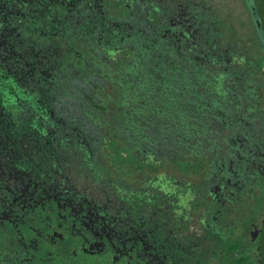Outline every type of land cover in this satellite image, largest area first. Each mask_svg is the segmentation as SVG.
Instances as JSON below:
<instances>
[{
	"label": "flooded vegetation",
	"instance_id": "flooded-vegetation-1",
	"mask_svg": "<svg viewBox=\"0 0 264 264\" xmlns=\"http://www.w3.org/2000/svg\"><path fill=\"white\" fill-rule=\"evenodd\" d=\"M12 1L0 0V264H264V69L249 66L264 39L253 1L243 0L253 31L240 43L223 38L212 0H77L59 11L156 13L155 31L223 81L205 95L199 154L185 138L126 140L120 166L80 116L35 121L38 104L58 111L51 99L62 117L64 97L42 68L50 59L22 44L38 10Z\"/></svg>",
	"mask_w": 264,
	"mask_h": 264
},
{
	"label": "trees",
	"instance_id": "trees-1",
	"mask_svg": "<svg viewBox=\"0 0 264 264\" xmlns=\"http://www.w3.org/2000/svg\"><path fill=\"white\" fill-rule=\"evenodd\" d=\"M26 1H12L17 10H38L32 13V40H27L30 33L24 34L22 44L30 43L35 53L50 59L41 66L64 97L63 119L51 99L58 111L48 117L51 107L38 104L47 112L33 109L37 123L56 127L80 116L78 121L95 134L91 136L107 138L114 148L126 140L136 148L185 138L197 146L192 153H198L206 132L205 95L224 88L223 81L218 75L207 77L205 63L195 59L190 47L176 48L170 33L155 31L162 22L156 13L103 16L82 8V13H59L78 9L79 2L43 0L37 9V0ZM32 106L37 109V103ZM49 127L41 126L44 131ZM211 142L215 147L217 141Z\"/></svg>",
	"mask_w": 264,
	"mask_h": 264
},
{
	"label": "rangeland",
	"instance_id": "rangeland-1",
	"mask_svg": "<svg viewBox=\"0 0 264 264\" xmlns=\"http://www.w3.org/2000/svg\"><path fill=\"white\" fill-rule=\"evenodd\" d=\"M255 5L256 16L261 24V34L264 39V0H252ZM212 5H216L218 9L222 10V13L219 14V20L216 23V26H220L221 30L224 31L223 38L229 42H239L242 38H245V33L252 35L253 21L252 17L247 11V8L243 0H212L210 2ZM218 11V10H217ZM217 15V13H214ZM251 31V32H250ZM243 32V33H242ZM250 46V44H249ZM250 59L249 66L251 71L259 70L262 66L264 69V41L255 46L249 48ZM264 83V82H263ZM113 150L111 153H114L117 158H115V163L122 165L123 159L129 158L128 153H125L123 146L118 145L116 148L111 147ZM126 155V156H123ZM182 167V166H181ZM179 171L181 168L177 167Z\"/></svg>",
	"mask_w": 264,
	"mask_h": 264
},
{
	"label": "water",
	"instance_id": "water-1",
	"mask_svg": "<svg viewBox=\"0 0 264 264\" xmlns=\"http://www.w3.org/2000/svg\"><path fill=\"white\" fill-rule=\"evenodd\" d=\"M255 14V16H256V13H254ZM258 23H259V20H258ZM259 25H260V23H259Z\"/></svg>",
	"mask_w": 264,
	"mask_h": 264
},
{
	"label": "crops",
	"instance_id": "crops-1",
	"mask_svg": "<svg viewBox=\"0 0 264 264\" xmlns=\"http://www.w3.org/2000/svg\"><path fill=\"white\" fill-rule=\"evenodd\" d=\"M240 43V42H239Z\"/></svg>",
	"mask_w": 264,
	"mask_h": 264
}]
</instances>
